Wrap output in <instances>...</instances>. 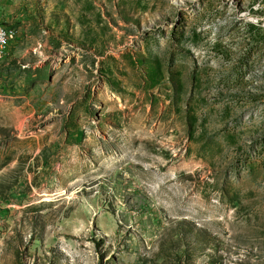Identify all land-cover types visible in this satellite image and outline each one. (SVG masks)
Instances as JSON below:
<instances>
[{"label":"rangeland","instance_id":"obj_1","mask_svg":"<svg viewBox=\"0 0 264 264\" xmlns=\"http://www.w3.org/2000/svg\"><path fill=\"white\" fill-rule=\"evenodd\" d=\"M0 264H264V0H0Z\"/></svg>","mask_w":264,"mask_h":264},{"label":"built area","instance_id":"obj_2","mask_svg":"<svg viewBox=\"0 0 264 264\" xmlns=\"http://www.w3.org/2000/svg\"><path fill=\"white\" fill-rule=\"evenodd\" d=\"M15 37V32L8 27L0 25V58L3 57Z\"/></svg>","mask_w":264,"mask_h":264},{"label":"crops","instance_id":"obj_3","mask_svg":"<svg viewBox=\"0 0 264 264\" xmlns=\"http://www.w3.org/2000/svg\"><path fill=\"white\" fill-rule=\"evenodd\" d=\"M12 43H13V42H12ZM12 43H11L10 45H13Z\"/></svg>","mask_w":264,"mask_h":264}]
</instances>
